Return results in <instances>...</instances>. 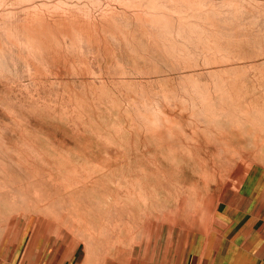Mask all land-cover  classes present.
<instances>
[{"label": "rangeland", "instance_id": "obj_1", "mask_svg": "<svg viewBox=\"0 0 264 264\" xmlns=\"http://www.w3.org/2000/svg\"><path fill=\"white\" fill-rule=\"evenodd\" d=\"M228 197H264V0H0V252L186 264Z\"/></svg>", "mask_w": 264, "mask_h": 264}, {"label": "crops", "instance_id": "obj_2", "mask_svg": "<svg viewBox=\"0 0 264 264\" xmlns=\"http://www.w3.org/2000/svg\"><path fill=\"white\" fill-rule=\"evenodd\" d=\"M231 200V201H230ZM62 248L3 245L0 264H68ZM186 264H264V197H228L212 211L207 231L193 244ZM72 264V263H69Z\"/></svg>", "mask_w": 264, "mask_h": 264}]
</instances>
